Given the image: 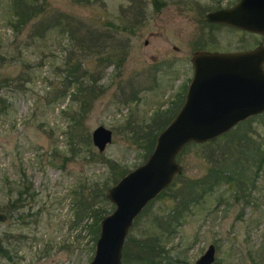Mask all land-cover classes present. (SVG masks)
Listing matches in <instances>:
<instances>
[{"label": "rangeland", "instance_id": "rangeland-1", "mask_svg": "<svg viewBox=\"0 0 264 264\" xmlns=\"http://www.w3.org/2000/svg\"><path fill=\"white\" fill-rule=\"evenodd\" d=\"M44 1V14L17 33L7 21L8 0H0V52L13 58L0 59V76L25 72L0 88L7 104V112L0 107V264H88L99 232L93 211H112L107 188L146 158L144 131L151 136L155 120L171 119L183 102L192 53L264 42L263 34L202 18L237 0ZM41 19L58 24L39 33ZM103 46L123 50L100 62ZM75 62L91 73L56 98L70 83L65 64ZM80 83L89 87L73 97ZM243 121L251 147L264 156V112ZM98 125L112 131L103 151L91 137ZM218 137V144L196 143L178 154L182 172L170 186L206 174L213 154L228 149ZM244 170L239 187L225 179L205 184L177 218L171 210L178 199L166 187L135 218L122 256L128 238L132 255L136 240L163 236L158 243L168 257L159 264H195L209 243L212 264H264V159L260 169L249 160ZM165 216L170 232L159 224Z\"/></svg>", "mask_w": 264, "mask_h": 264}, {"label": "water", "instance_id": "water-1", "mask_svg": "<svg viewBox=\"0 0 264 264\" xmlns=\"http://www.w3.org/2000/svg\"><path fill=\"white\" fill-rule=\"evenodd\" d=\"M210 22L264 33V0H237L228 7L206 12ZM192 76L183 102L155 137L144 161L109 186L106 197L114 208L99 221L94 254L88 264H121L129 228L142 209L182 172L179 152L188 144L212 140L246 118L264 112V44L218 51L198 49L191 55ZM93 144L103 151L112 131L104 125L91 133ZM6 214L0 212V222ZM215 245L195 264H212Z\"/></svg>", "mask_w": 264, "mask_h": 264}, {"label": "trees", "instance_id": "trees-1", "mask_svg": "<svg viewBox=\"0 0 264 264\" xmlns=\"http://www.w3.org/2000/svg\"><path fill=\"white\" fill-rule=\"evenodd\" d=\"M9 2V8L11 9L12 13L7 17L8 23L14 28V30L18 33L22 29V26L27 24L30 20L34 19L40 14H44V9H45V1L44 0H8ZM43 19H45L43 17ZM40 25H38L34 31H38L39 33H44L46 30L52 25H57L58 22H46L45 20H42L39 22ZM34 35V33H32ZM123 50V48H122ZM122 50H113L110 48L109 50L107 47L103 46L102 51L99 56V61L103 62L105 60H111L112 57L116 56L121 52ZM99 51V50H98ZM97 51V52H98ZM114 51V52H113ZM9 56L5 54V52H0V59H4L8 61L13 60L12 56L8 58ZM79 62L72 63L71 66H68V64H65L64 70L66 71V80L67 78L69 79L68 81L70 83H64V88L57 92L55 97H60L68 91V88L71 86L72 80L74 81L77 79V77H81L82 75H87L91 73V70L87 67H83L82 71H79ZM78 72H80V76L78 75ZM25 72H21L19 75L16 77L10 76V75H2L0 76V88L2 86H8L13 82L14 80L20 79L22 77H25ZM88 85V84H86ZM89 86H84L83 83H80L76 86L75 92L73 94V97H77L79 93H81V89L85 88L87 89ZM0 107H1V112H7V104H5V99L1 98L0 99ZM179 107L177 105L176 109ZM176 109L172 111V116L176 112ZM171 116V117H172ZM160 117V116H158ZM156 117V118H158ZM170 117V118H171ZM170 119L168 118L166 121L162 122V119L160 121H156V124L159 125V127L156 129V131L150 136L148 133L144 131V145L143 147L146 149V153L150 152L153 148L154 142H155V136L157 132L166 125V123ZM247 121H241L238 124H236L233 128H231L228 132L224 133L221 135L223 139L226 142V146L228 149L226 150H220L217 154H213L212 160L215 162V164L209 166L206 174L202 176L201 178H186L182 182H180L178 186H169L166 188L170 190H174V194H176L175 198L177 197L178 202L177 206L174 207L171 210V216L172 217H180V214L183 213V211L186 209V206L189 205V203L192 201V199L195 196H199L202 194L206 188L205 184L210 185L211 183H216L219 180H231L232 182L235 181L236 186L239 187V184L245 180L243 178L244 172H245V165L249 160L256 161V165L258 169H260L262 162H263V152L258 147L257 144L252 145L251 147V141L248 136H246L243 132V129L246 127ZM219 137L214 138L212 140L203 142V143H198L197 145L200 146H210L214 143H219ZM196 144L194 142L186 145L180 152L179 154L183 151L186 150L190 145ZM228 152L227 156H224V152ZM217 163V164H216ZM121 174H124V171L120 172ZM257 173V172H256ZM196 190H199L197 192ZM166 191L163 190L161 194L165 193ZM21 192L17 194V198L19 200ZM179 206L181 209H179ZM183 208V209H182ZM93 213H96V218L95 224L92 223V229H94V232H97V229H99V225L97 224V221H99L102 216L104 215V211L100 212L99 209H95ZM169 216V215H168ZM168 216H165L163 220L159 221L160 226L162 227L163 230L167 228L166 232H170L173 229H170V224ZM169 226V228H168ZM163 236H148L146 240H142L141 242H138L139 240H136L135 242V247H136V252H134L132 255L127 251L128 247V242L130 238L127 239L126 245H125V250L123 252L122 256V264L126 263H131V264H159L162 259H166L168 256L162 255L160 250V246L158 243V239Z\"/></svg>", "mask_w": 264, "mask_h": 264}, {"label": "flooded vegetation", "instance_id": "flooded-vegetation-1", "mask_svg": "<svg viewBox=\"0 0 264 264\" xmlns=\"http://www.w3.org/2000/svg\"><path fill=\"white\" fill-rule=\"evenodd\" d=\"M222 24H223V23H222ZM224 25H226V24H224ZM227 26H229V25H227ZM230 27H231V28H235V29H237V27H233V26H230ZM238 29L242 30L243 32H250V33L258 34V32H253V31H249V30H245V29H241V28H238ZM259 34H263V35H264V33H259ZM260 43H263V44H264V42L261 41V42L255 44V45L246 46V47H243V48H240V49H236V50H242V49L252 48V47H255L256 45H258V44H260ZM204 49H205V48H204ZM211 50H213V49H211ZM228 51H234V50H228Z\"/></svg>", "mask_w": 264, "mask_h": 264}]
</instances>
